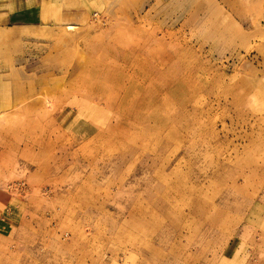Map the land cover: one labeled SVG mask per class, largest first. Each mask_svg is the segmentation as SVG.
I'll return each mask as SVG.
<instances>
[{
    "label": "rangeland",
    "instance_id": "rangeland-1",
    "mask_svg": "<svg viewBox=\"0 0 264 264\" xmlns=\"http://www.w3.org/2000/svg\"><path fill=\"white\" fill-rule=\"evenodd\" d=\"M10 2L0 264H264V0Z\"/></svg>",
    "mask_w": 264,
    "mask_h": 264
},
{
    "label": "crops",
    "instance_id": "crops-1",
    "mask_svg": "<svg viewBox=\"0 0 264 264\" xmlns=\"http://www.w3.org/2000/svg\"><path fill=\"white\" fill-rule=\"evenodd\" d=\"M12 7V8H10ZM17 8V6H16ZM9 9L11 13H15V19H24V23L22 24V22H19L18 25L19 27L23 28H27L29 26H33L32 24H30V22H32L33 20H36V18H38V16L41 18L42 14H40V11L38 10V8L33 7V5H28V10H15V4L12 3V0L9 4ZM37 9V10H36ZM5 12L0 10V15H3ZM14 17H10V19H14ZM5 19V17H3ZM71 26V25H70ZM70 26H68L66 29H71L69 28ZM72 28L74 26H71ZM1 71V70H0ZM6 73L0 72V113L2 112H6L7 111V106L10 105L11 108L14 107V105H16V96H15V84L12 83L11 81L9 82L6 77H4ZM14 95V96H13ZM14 97V98H13ZM4 108V110L2 109ZM95 126V125H94ZM97 127V125L95 126ZM0 202L2 204L5 203H9L10 201H8V199L5 198V196L0 197ZM11 212V211H9ZM11 214V213H10ZM264 221V218L262 219ZM5 221V220H3Z\"/></svg>",
    "mask_w": 264,
    "mask_h": 264
},
{
    "label": "bare ground",
    "instance_id": "bare-ground-1",
    "mask_svg": "<svg viewBox=\"0 0 264 264\" xmlns=\"http://www.w3.org/2000/svg\"><path fill=\"white\" fill-rule=\"evenodd\" d=\"M69 28H71V27H69ZM118 100V99H117ZM117 102H119V101H117ZM122 102V104L124 103V101H121Z\"/></svg>",
    "mask_w": 264,
    "mask_h": 264
}]
</instances>
